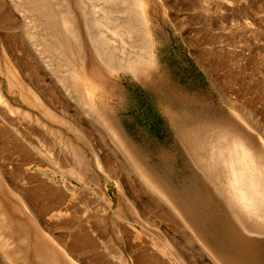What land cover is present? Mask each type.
<instances>
[{"label":"rangeland","instance_id":"374dc122","mask_svg":"<svg viewBox=\"0 0 264 264\" xmlns=\"http://www.w3.org/2000/svg\"><path fill=\"white\" fill-rule=\"evenodd\" d=\"M39 1L2 0L0 48L14 41L28 54L32 36L44 72L28 59L27 67L76 128L22 104L17 87L8 95L62 135L59 143L43 140L34 123L10 117L19 138L41 144L42 152L16 140L2 168L14 166L28 183L42 180L59 193L42 212L45 226L29 220L28 255L13 264H46L39 254L48 247L58 264H264V221L248 230L229 190L231 169L252 171L247 177L264 188V0H143L144 17L134 0ZM68 8L77 13L83 66L65 49L61 23L60 57L51 49L53 9L67 16ZM137 59L151 64L137 73L126 67ZM73 63L82 66L76 74ZM84 65L92 67L91 82ZM0 126L8 131L1 118ZM57 208L64 214L46 212ZM39 225L48 236L44 248L35 238ZM13 228L19 234L20 226ZM63 242L74 247V261L59 252Z\"/></svg>","mask_w":264,"mask_h":264},{"label":"bare ground","instance_id":"6f19581e","mask_svg":"<svg viewBox=\"0 0 264 264\" xmlns=\"http://www.w3.org/2000/svg\"><path fill=\"white\" fill-rule=\"evenodd\" d=\"M32 1L35 3V0H28V3L29 2L31 3ZM39 2L42 5H45V3H46L45 0H40ZM4 4H5V2H4ZM4 4H2V0H0V11H2V12H3V8H4ZM134 4L137 7V11H138L139 16L140 17H144L143 0H134ZM55 10L56 9H53V13H54L53 17H54L56 33L51 35V46H52L51 49L54 52V54H56L57 58L60 57V55H61V53L63 51V38L60 35L61 28L59 27V23H61V25L66 27V32L68 33V36H69L66 39L65 49H67L68 52L70 53V56L72 57L73 62H75V61L78 62L79 61V63H81V65L83 66V62H84V58L85 57L82 58V59L80 58L82 56V55L80 56V50H81V47H80V36H81V32L78 31L77 24H76V21H75V16L77 15V13L74 10L68 8L67 9V16H65L60 11H55ZM4 14H7V13H4ZM8 14H9V12H8ZM13 14H15V13H13ZM55 15H56V18H55ZM41 17H43V16H41ZM13 19L15 21V18H13ZM25 19H26V17H25ZM18 20H16V21H18ZM27 20H28V18H27ZM31 21L32 20H30V22ZM15 22H14V24H15ZM11 23H13V22H11ZM5 24H7V22ZM16 25H17V23H16ZM32 26H33V24H32ZM19 27H21V26H19ZM31 37L32 36H29L27 34V44L29 46V48H27L28 54L25 52L26 49L24 51L21 50V53L16 51L14 49V47L11 46L14 43V41H13V43L10 42L11 45L10 44L9 45L6 44V47H5L6 50H3L2 48H0V57L2 56L3 60L7 64V65H2L1 62H0V74L2 76H4V79H5V81H4L0 77V118H1L2 123H4L5 127L8 129L7 132H5V131L3 132V131L0 130V179L2 180V177H3V180H4V181L2 180L3 181V187L2 188H4V192L3 191L2 192L4 194H6V191H7V193H9V195H10L9 198H8V197H4V195L0 194V264H13V261L16 262V259H17L16 257H18V256H27L28 255V251H29L28 250V248H29L28 246L29 245L27 244V240L30 237L29 220H31V218H33L37 224L40 223L43 226H45L44 221H46V220L43 217L44 215H42V212L45 211L47 206L50 205L52 200L56 196H58V194H59L57 189H53V190L52 189L51 190L50 189H46L47 186H46V184L44 185L42 183V180H37L34 183H28V181L24 180V175H22L18 171V169L15 168L14 166H12V168L9 169L8 171H6L4 168H2L4 160L6 159V156H10L11 153H12L13 148L15 149L17 147V145H18L16 140L18 142H22V143L26 142L28 144V146L31 147L30 150L34 154H36V152H35L36 150L42 152L41 151V149H42L41 144L35 143L31 139L27 140L26 136L24 137V139L22 138V140H21V138H19L20 130H19L18 127H14L15 126L14 125V121L10 117H12V115H15L17 118H19L21 120H24L25 124L27 125V127H29L30 125H32L34 123L35 126H36V130L35 131L37 133H39L40 135L37 134V133L36 134L41 136L43 138V140H45V138H47V137H44V135L45 136L48 135L49 139H52V140L54 139L57 142L58 141L62 142V139H61L62 135L57 130H55V128L50 126L48 123L41 121L39 119V116L36 115V114L33 115V113L29 109H24V108H22V106L14 104L10 100L8 95L13 93L12 90L17 87V89L19 91V94L22 97V99H21V103L22 104H25V105H28V106L32 105L33 107H35L38 110V112L41 115L44 114V115L48 116L49 119L52 122H54V123L63 121L65 123L67 122V125H68V122H70V124H69L70 126L69 127L71 129H75L76 128L71 121H68L67 119H64V117H66V115L64 113H63V115H64V117H63L62 113H60L61 111L57 110V104L59 103V102L57 103V97L54 95L55 98H52L51 96L47 95V93L45 92L46 89L44 88V86L40 85L39 81L38 82L36 81V77H35L36 75L34 74V71L29 66L27 67L26 60L28 59L27 61L30 60L33 64H35L34 66H36V68L39 69V71H43V68H42L43 65L41 64L43 56L40 55V53L38 52V50H37L38 47H35V48L32 49V43L33 42L31 43V41H32ZM13 39H16V38H13ZM92 53H94V52H92ZM93 58H94V55H93ZM150 62H151L150 59L149 60L145 59L143 61H141V59L130 60V61H128L126 63V67H128L129 69H131L132 71L137 73L139 71L141 72V69H145L146 66L148 67L151 64ZM39 64H41V66ZM106 65L110 66V64H106ZM77 66L78 65L76 63L75 64L74 63L70 64V69H72L71 70L72 73L76 74V71L78 69L80 70L81 67H82V66H78V67ZM84 68H85L84 71H86L87 74H89L88 77L86 76V78H87L88 81H90V79H92V72H91L92 71V67L90 65H86V66L84 65ZM33 69H35V68H33ZM105 69H106V67H105ZM12 75H15V78H16L15 81H14ZM78 76H80V75H78ZM76 77H77V75H76ZM3 83H5V85H4L6 87L5 90L3 89V86H2ZM245 121L247 122V120H245ZM22 125H24V124H22ZM10 131L13 132V133L11 134ZM260 133H262V132H260ZM25 139L27 141H25ZM261 139H262V142L264 144V139L260 137V140ZM26 143H25V145H26ZM233 144L235 145V143H233ZM237 145L240 146V144H237ZM237 145H235V146L237 147ZM233 149L235 151L238 148L235 149V147H234ZM233 149H231V150H233ZM239 149H238V151H240ZM71 152H72V161H74V164L75 163L80 164L81 155L79 154V152L75 151L74 149L71 150ZM234 154H235V152H234ZM220 156H219V158H220ZM231 158L232 157H230V159ZM238 158H240V157H238ZM252 160H253V156H250L249 157V163L246 162V164H244V165L250 167V165H252V163H251ZM226 161L228 162L229 160H226ZM235 162H238V161L235 160ZM227 165H228V163H226V166ZM232 165H233V163L231 164V166ZM230 168L228 167V169H230ZM233 169L235 170V167ZM231 171H232V169L230 170V173H231L230 177L231 178L229 180V185H230L229 186L230 187L229 190L231 192L230 195L232 196L231 199H233V201L237 205L240 206V208L242 209L241 210L242 214H245L244 220L247 222V225H245V227H247L248 230H255V229H259L260 230L261 227L264 225V223L262 225V222H260V221H264V217H263L264 216V188L261 189V190H258L257 182L255 183V180H252V178L249 179L247 177V176L252 175V171L247 170V171H245V173H243L244 170H243V172L239 171V170L238 171L235 170L237 175L235 174L234 171H233L234 173L231 172ZM75 172H77V169H76ZM78 173H80V172H77L76 175H72V176L77 177V179H79L80 174H78ZM259 173H260V171L255 169V167H254L253 174H259ZM81 175H83V174H81ZM226 185H228V184H226ZM259 191H262V192H259ZM2 192L0 190V193H2ZM15 209L17 210L18 214L15 213ZM52 210L46 211V212H48V215L50 217H52V216H56L57 217V216H61L62 214H64V212H62L63 210H61L59 208L55 209L54 211H52ZM234 217H236V216H234ZM43 218H44V220H43ZM250 219H253L254 221H257L256 225H254V226L251 225L252 222H251V224L249 223ZM48 220L49 219H47V221ZM253 220H250V221H253ZM55 222H57V221H55ZM15 224L19 225L20 229H21L19 234H17V235L15 234V232H13V229H14L13 226ZM54 227H55V225H54ZM120 231H122V230H120ZM36 232H37V234L35 235V238L37 240L40 239L41 248H44L43 247V243L45 242L46 238L48 237L47 234L45 233L46 231L44 232L42 230L41 226L39 225L36 228ZM57 232H61V231H57ZM66 232H68V231H66ZM70 232H69V234H70ZM53 234H55V233H53ZM65 234L66 233H64V235ZM68 236H70V235H68ZM169 237L174 238L172 234H170ZM13 239H16L20 243H25V244H22V246H18L16 243L15 244L13 243ZM51 242H52V240H51ZM66 243H67V240H66ZM63 244H64V246H62ZM63 244L62 245L60 244L61 248L59 249V252L61 253V255L66 257L67 260L69 259L71 261H74L69 256V254L71 255V253H73V249L72 248H74V247L72 246L70 248L69 245L65 244L64 242H63ZM84 244H85V242H84ZM45 245L46 244L44 243V246ZM76 246H77V244H76ZM79 246L80 245H78L77 247H79ZM181 246H182V244H181ZM41 248H39V249L41 250ZM52 250H51V248L48 247V249L46 251L42 250L43 253L41 254V252H40V254H39V255H41L42 258H47V260H46L47 263L46 264H58L57 258L55 256H52ZM80 251H81V249L79 250V253H80ZM84 251H86V250H84ZM53 254H55V253H53ZM87 258H88V256H87ZM174 260H175L176 264H183L179 260H176V258ZM88 262H89V260H88ZM146 262H147V260H146ZM134 263H136V262H133L132 264H134ZM122 264H128V263L126 261H123V259H122ZM185 264H193V261L190 262V263L187 262ZM196 264H200V263L197 262Z\"/></svg>","mask_w":264,"mask_h":264}]
</instances>
